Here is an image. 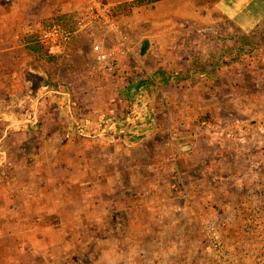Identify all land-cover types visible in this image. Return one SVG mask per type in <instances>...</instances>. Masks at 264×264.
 <instances>
[{"label":"rangeland","instance_id":"rangeland-1","mask_svg":"<svg viewBox=\"0 0 264 264\" xmlns=\"http://www.w3.org/2000/svg\"><path fill=\"white\" fill-rule=\"evenodd\" d=\"M136 1L117 13L116 31L84 21L82 31L92 36L75 44L79 60L64 61L74 71L67 91L74 111L89 117L100 103L129 109L122 92L149 77L153 131L133 145L86 139L69 133L58 101L41 97L37 124L8 120L12 127L0 131L1 259L11 264L17 253L21 264H264V66L256 70L247 49L231 55L246 56L239 65L233 60L231 71L230 54L220 55L224 66L209 67L219 56L215 47H243L225 33L217 0H198L197 21H176L171 1ZM69 13L78 22L80 13ZM97 45L113 53L114 74L97 61ZM163 50L171 60L183 53L182 69L165 71L169 82ZM52 57L41 51L49 70ZM240 73L243 81L228 79ZM49 87L40 83V96ZM179 145L192 149L179 152ZM27 174L39 181L28 182ZM49 184L59 190L44 194Z\"/></svg>","mask_w":264,"mask_h":264},{"label":"crops","instance_id":"crops-1","mask_svg":"<svg viewBox=\"0 0 264 264\" xmlns=\"http://www.w3.org/2000/svg\"><path fill=\"white\" fill-rule=\"evenodd\" d=\"M130 1L134 0H103V2L111 8ZM170 1L174 3L176 7L174 12L176 21H182L184 15H190V21L199 20L198 0H163L161 2L167 4L168 2L170 3ZM85 5L87 6L86 0H0V131H7L12 127L11 125L7 127L8 120L25 119L35 114L38 110L35 109V107L38 106L37 103H39L40 97L41 99L44 98V100L49 99L51 101H58L62 109H60V111L63 117L65 116L66 118L67 114L64 105L65 102L67 103L68 99L65 94L68 92L67 89L72 87L71 75L74 71H68L70 65L66 67L64 61L66 60L68 62V56H72L74 59L79 60L81 54L78 53V51L80 47L79 45L75 46V44L86 39L88 35L92 36V34H90L88 30L82 31L78 34L79 36H77L70 47L49 52V55L54 56L52 58L56 59V64H52L51 70H49L48 67L46 68V65L41 62V52L39 48L35 46L34 41L41 24L60 16H67L68 19H70L72 16L69 13L70 11H77L79 14L82 9L86 8ZM184 6L190 8L185 10L183 8ZM216 7L217 11L224 18L225 23L229 24L225 29V33H228V35L233 38V41L242 42L243 47L242 49L238 48V50L237 47L229 49L215 47L212 52L213 54H218L219 56L216 59H220L221 61L217 62L216 59L214 60V58H212V64H210L211 66L209 67L217 69L219 66H224L225 63L222 60L227 59L224 57L222 58V56L224 54H230L229 60H227L229 64L226 69L231 71V69L235 68L230 66L234 60L231 55L236 52L240 55L243 53L242 50L246 53L245 51L248 49V53L254 54L252 60L254 61L253 64L255 65V69L261 68L259 71L263 70L264 0H217ZM73 14L75 15L76 13ZM245 41H252V44H250L248 48H245L246 45H248ZM167 53L170 52L167 50L162 51V54H164L162 55V57H164V59H162V76L166 82L168 78L165 71L168 69H182L184 66L182 60L178 59L181 56L180 54L183 55V53H180L179 57L177 56L178 53H176L177 58L174 60L168 59ZM76 54L78 57L75 56ZM220 55L222 56L220 57ZM236 59H238L237 63L239 65L241 62H245L246 56L242 55V57L235 58V60ZM186 62L187 61H185V63ZM193 62V59H191L190 66H194ZM62 63L63 66L60 68ZM245 66L246 63L243 64V67ZM186 67L187 66L184 68ZM55 68L59 70L57 71ZM241 75L240 73V77L236 76L228 79H234L235 82L239 80L241 82L243 81ZM51 81L60 84L58 87L59 90L56 89L55 91L58 92V94H53L51 91L46 94V92L43 93L46 90H42V95L40 96V83L43 84V87L54 86V83H51ZM138 85L140 84L132 85L129 89L123 87L126 93L122 92L123 95H121V99L131 98L130 100H132L138 90ZM164 97L167 98V95H164ZM257 107L258 108L255 107L253 109L255 112L261 110L260 106ZM93 109H95V111L94 114H91L92 116H79L80 119L82 121L89 119L95 123L101 121V119L107 115L115 113L122 114L127 110V107L114 111V107L109 106V103H100L93 107ZM153 111L152 109V112ZM151 118V123L141 131L140 135L137 137H129V135L124 136L126 145L139 144L149 138L150 133L153 131V114H151ZM69 128H71V124ZM247 164L250 166L255 164L254 167L263 165L262 161H248ZM27 178L30 183L39 181L38 178L34 179L28 174ZM56 189L59 190V186H52L49 184V186L47 185L44 187L42 192H44V194L49 191L52 193ZM24 190V194L26 195L27 191L31 190V185L27 184V186H24ZM3 242L6 241L0 239V246L5 245ZM23 242L24 241L20 240V242L16 244L23 245ZM35 244H38V242ZM11 259V264H21V255L19 256L17 253H13ZM0 264H10V261L6 262L5 259H1L0 256Z\"/></svg>","mask_w":264,"mask_h":264},{"label":"built area","instance_id":"built-area-1","mask_svg":"<svg viewBox=\"0 0 264 264\" xmlns=\"http://www.w3.org/2000/svg\"><path fill=\"white\" fill-rule=\"evenodd\" d=\"M87 7L84 14H79L78 22L72 20L70 17L69 22H71L74 27L71 31H63L58 28H44L41 30L39 35L36 37L34 44L39 45L41 48L46 49L49 52L54 50H61L63 48L70 47L73 39L87 27L88 21L91 25H96L102 28H107L110 30H117L119 24L116 18L111 14V7L107 4L98 0H86ZM75 19V20H76ZM95 57L97 61L104 65V69L110 74L117 72V65L112 58L113 53H106L103 51L102 47L97 45L94 48ZM147 78V77H146ZM145 78V79H146ZM149 77L147 81L142 80L138 85V90L132 98V105L124 113L110 114L101 119V121L93 123L92 120L86 119L81 120L79 115L74 111L72 106L71 94L66 92V97L68 99L65 102V111L70 120L71 128L69 133H75L86 139L95 138H105L112 141L124 142V136L129 135V137H137L140 135L148 124L151 123L152 112V98L146 91L144 84L149 82ZM173 80V78L171 79ZM142 84V86H141ZM51 91L53 94H58L55 92L56 89L48 88L47 92ZM41 100V99H40ZM39 100V101H40ZM38 105V103H37ZM37 107V106H36ZM36 113L29 116L25 123L37 124Z\"/></svg>","mask_w":264,"mask_h":264},{"label":"trees","instance_id":"trees-1","mask_svg":"<svg viewBox=\"0 0 264 264\" xmlns=\"http://www.w3.org/2000/svg\"><path fill=\"white\" fill-rule=\"evenodd\" d=\"M163 0H137L136 3H133L134 5H143V4H154L157 2H161ZM130 7V5L121 4L116 7L111 8V14L114 18H117V13L121 11V9H124L125 7ZM46 28H58L63 31H71L72 30V24L67 19V16H60L54 19H51L49 21L44 22L43 29ZM74 41V40H73ZM72 41V43H73ZM39 48V51H44L45 53H48L46 49L41 48L39 45H35Z\"/></svg>","mask_w":264,"mask_h":264},{"label":"water","instance_id":"water-1","mask_svg":"<svg viewBox=\"0 0 264 264\" xmlns=\"http://www.w3.org/2000/svg\"><path fill=\"white\" fill-rule=\"evenodd\" d=\"M192 149V145H179L177 146V151L179 152H188Z\"/></svg>","mask_w":264,"mask_h":264}]
</instances>
